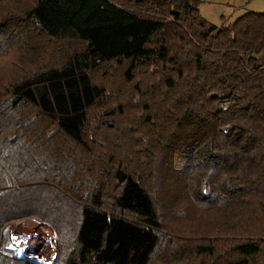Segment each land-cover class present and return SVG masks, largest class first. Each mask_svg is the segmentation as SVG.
Returning <instances> with one entry per match:
<instances>
[{"label": "trees", "instance_id": "16d2710c", "mask_svg": "<svg viewBox=\"0 0 264 264\" xmlns=\"http://www.w3.org/2000/svg\"><path fill=\"white\" fill-rule=\"evenodd\" d=\"M264 264V12L0 0V264Z\"/></svg>", "mask_w": 264, "mask_h": 264}, {"label": "rangeland", "instance_id": "374dc122", "mask_svg": "<svg viewBox=\"0 0 264 264\" xmlns=\"http://www.w3.org/2000/svg\"><path fill=\"white\" fill-rule=\"evenodd\" d=\"M200 14L220 26L232 22L246 11L264 12V0H198ZM8 241L23 258L51 264L57 253L52 227L35 219L12 222L6 227ZM179 264V263H173Z\"/></svg>", "mask_w": 264, "mask_h": 264}]
</instances>
